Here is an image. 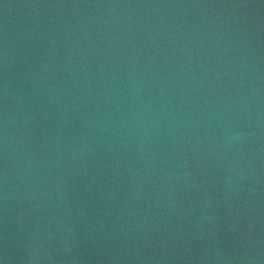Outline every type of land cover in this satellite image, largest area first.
<instances>
[{"label": "water", "instance_id": "obj_1", "mask_svg": "<svg viewBox=\"0 0 264 264\" xmlns=\"http://www.w3.org/2000/svg\"><path fill=\"white\" fill-rule=\"evenodd\" d=\"M0 264H264V0H0Z\"/></svg>", "mask_w": 264, "mask_h": 264}]
</instances>
